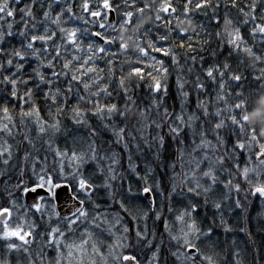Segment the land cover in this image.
<instances>
[{
    "label": "trees",
    "instance_id": "16d2710c",
    "mask_svg": "<svg viewBox=\"0 0 264 264\" xmlns=\"http://www.w3.org/2000/svg\"><path fill=\"white\" fill-rule=\"evenodd\" d=\"M89 1L42 0L18 8L12 22L0 20V194L21 196L37 185L38 172L60 182L58 174L69 177L71 165L85 182L91 172L94 185L115 170L138 195L135 176L143 182L149 176L136 163L135 176L125 173L127 159L146 163L157 152L167 161L189 159L178 149L212 139L225 184L242 195L241 210L215 219L194 202V221L201 229L210 219L223 221L243 233V254L263 253L264 198L246 197L264 189V165L254 162L264 149V0H96L92 7ZM103 2L116 13L113 28L103 21L108 32L88 17ZM48 16L75 40L66 45L61 34L46 31ZM93 32L109 44L102 46ZM100 201L95 210L106 211ZM125 254L139 264L144 259L136 250ZM0 256L12 258L1 248Z\"/></svg>",
    "mask_w": 264,
    "mask_h": 264
},
{
    "label": "rangeland",
    "instance_id": "374dc122",
    "mask_svg": "<svg viewBox=\"0 0 264 264\" xmlns=\"http://www.w3.org/2000/svg\"><path fill=\"white\" fill-rule=\"evenodd\" d=\"M96 2L90 0L89 7L96 5ZM95 12L102 16L100 29L108 32L110 29L103 23L105 14ZM57 25L49 16L45 18L46 31L55 36L62 35L60 38L65 39L66 45L70 39L75 40L73 33L67 31L62 34L63 29ZM51 26L56 29H51ZM211 134L214 137V132ZM153 150L152 147L151 151ZM219 150L217 142L205 139L197 154L194 150L184 153L179 151L182 155L192 156L189 159L174 158L167 161L158 158V152H153L155 155L152 159L148 158L146 163L127 159L123 164L125 173L135 176L138 164L144 176H149L144 182L141 176H135L134 180L140 179L141 182L138 195L128 178H115V170H110L107 178L96 185L90 182L93 179L91 172L86 174L89 181L85 182L77 167L73 168L71 165H67L71 169L69 177L58 174L60 182L57 183L46 171L38 172L35 182L49 191L54 185L65 183L67 177L71 179L73 194L86 208L73 219L62 221L51 200L42 202L32 212L23 203L21 196H15V193L8 190L5 194H0V213L7 212L6 221H0V248L12 257L10 261H0V264H121L120 258L130 250H136L144 258L140 264H264V252L249 257L248 252L243 254L238 249L239 242L243 241V233L234 234L231 227L223 221L218 225L210 219L209 226L203 229L200 222L194 221V213L197 211L192 205L194 202L201 207V212L208 209L215 214V219L224 213L227 220L228 216L236 215L237 209L241 210L239 202L242 195L239 198L237 191L224 182L227 181L226 174L221 171L222 163L217 160ZM153 169L164 173V177L160 178ZM241 176L245 180L247 171L241 173ZM83 184L90 185L88 194L83 190ZM132 184L135 185L134 181ZM143 188L150 191L154 208H150L146 202L140 205L135 201L137 196L141 198ZM252 192L247 197L245 195L248 201L254 198ZM99 200L106 206V211L95 210ZM123 203H129L127 212ZM257 203L258 206L262 205ZM156 223L160 224L158 230ZM97 234H102V239L95 236ZM26 235H30L29 241H26ZM188 246L197 250L195 256L191 257L184 252ZM100 247L105 248V258L100 257L99 252L103 251ZM226 248L229 262L225 259Z\"/></svg>",
    "mask_w": 264,
    "mask_h": 264
},
{
    "label": "water",
    "instance_id": "95a60500",
    "mask_svg": "<svg viewBox=\"0 0 264 264\" xmlns=\"http://www.w3.org/2000/svg\"><path fill=\"white\" fill-rule=\"evenodd\" d=\"M102 10L106 11V22L107 24L112 27L115 24L116 21V15L114 10L109 8V5L107 2L103 3L101 5ZM98 18L99 14L94 13L90 16V20L93 24L98 25ZM261 34L264 36V26L261 29ZM92 37L97 40L102 46H105L109 44V41L106 39L101 38L98 36L97 33H93ZM157 91V89L155 90ZM243 122H246L244 119ZM254 161L257 164H264V149L261 150L258 154L255 155ZM83 189L85 193H89L91 188L85 184L83 186ZM254 195H258L260 198L264 197V192L261 189H255L253 191ZM52 198L53 207L58 215L59 218L62 220H70L77 216L83 208L82 203L72 194L70 187L65 183H60L55 185L52 188V196L51 193L47 190H45L42 187L35 186L32 187L29 190H26L23 193L22 199L24 204L29 208L33 209L34 207H37L40 203V201ZM142 197L146 200L149 206H152V197L150 192L145 189L142 191ZM7 219V212L2 211L0 213V221L4 222ZM26 239L28 240V236H26ZM264 240V235H263ZM185 253L189 256H195L196 250L195 248L188 246L185 249ZM121 264H138L137 260L133 258L131 255H123L120 258Z\"/></svg>",
    "mask_w": 264,
    "mask_h": 264
},
{
    "label": "flooded vegetation",
    "instance_id": "af4514ba",
    "mask_svg": "<svg viewBox=\"0 0 264 264\" xmlns=\"http://www.w3.org/2000/svg\"><path fill=\"white\" fill-rule=\"evenodd\" d=\"M40 1L42 0H0V20L7 19L12 22L18 13V8L22 7L23 5L28 8ZM30 239L31 237L29 235L28 241Z\"/></svg>",
    "mask_w": 264,
    "mask_h": 264
},
{
    "label": "bare ground",
    "instance_id": "6f19581e",
    "mask_svg": "<svg viewBox=\"0 0 264 264\" xmlns=\"http://www.w3.org/2000/svg\"><path fill=\"white\" fill-rule=\"evenodd\" d=\"M194 147V148H193ZM188 149H190L191 151H193V150H198L197 148H200V145L198 144V145H196V147L193 145L192 147H187ZM182 150V148L181 149H178V151H181ZM260 152V151H259ZM258 152V153H259ZM258 153H256V154H258ZM255 154V155H256ZM255 155H254V157H255ZM255 162V161H254ZM256 163V162H255ZM257 164V163H256ZM260 165H264V164H260Z\"/></svg>",
    "mask_w": 264,
    "mask_h": 264
}]
</instances>
